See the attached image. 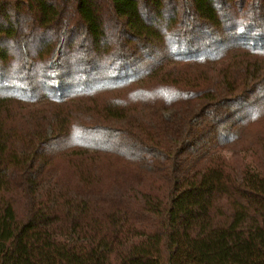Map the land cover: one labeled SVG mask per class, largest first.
Listing matches in <instances>:
<instances>
[{
	"label": "trees",
	"instance_id": "16d2710c",
	"mask_svg": "<svg viewBox=\"0 0 264 264\" xmlns=\"http://www.w3.org/2000/svg\"><path fill=\"white\" fill-rule=\"evenodd\" d=\"M0 264H264V0H0Z\"/></svg>",
	"mask_w": 264,
	"mask_h": 264
}]
</instances>
